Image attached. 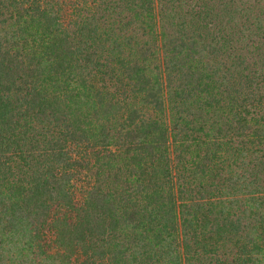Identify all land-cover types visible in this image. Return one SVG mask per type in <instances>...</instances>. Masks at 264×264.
Returning a JSON list of instances; mask_svg holds the SVG:
<instances>
[{
  "label": "trees",
  "instance_id": "16d2710c",
  "mask_svg": "<svg viewBox=\"0 0 264 264\" xmlns=\"http://www.w3.org/2000/svg\"><path fill=\"white\" fill-rule=\"evenodd\" d=\"M0 264H264V0H0Z\"/></svg>",
  "mask_w": 264,
  "mask_h": 264
}]
</instances>
